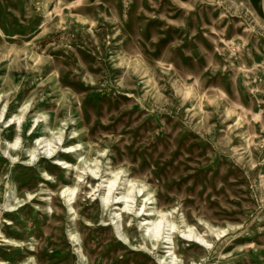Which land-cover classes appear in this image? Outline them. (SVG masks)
Returning <instances> with one entry per match:
<instances>
[{
    "label": "rangeland",
    "instance_id": "1",
    "mask_svg": "<svg viewBox=\"0 0 264 264\" xmlns=\"http://www.w3.org/2000/svg\"><path fill=\"white\" fill-rule=\"evenodd\" d=\"M170 242L264 264V0H0V264H167Z\"/></svg>",
    "mask_w": 264,
    "mask_h": 264
},
{
    "label": "bare ground",
    "instance_id": "2",
    "mask_svg": "<svg viewBox=\"0 0 264 264\" xmlns=\"http://www.w3.org/2000/svg\"><path fill=\"white\" fill-rule=\"evenodd\" d=\"M38 151V150H37ZM32 158V157H31ZM84 159H82L81 161H80V163L83 161ZM59 162H61V160H58ZM64 164H68V162H64ZM77 169H80V167H77ZM86 169V168H85ZM82 170V169H81ZM121 173H123V170H120L119 172L118 171H116V170H113L112 171V174H114V177L113 178H111V179H109L108 181H110V184H109V187H108V189H107V192H108V194L104 197V201H105V206H107L108 204H109V202H110V199H111V196L113 197V195H115V190H116V188L117 187H115L116 186V184L118 183V185H119V182L118 181H121V180H123L122 178H121ZM130 184L132 185L133 184V181H131L130 182ZM118 189V188H117ZM68 190H71V192L72 193H75L76 191H75V188H68V189H64L63 191H62V194H63V196L64 197H66L67 198V201L69 202V201H71V199H72V197H73V194L72 195H67V191ZM113 193V194H112ZM128 193L129 194H127V195H125V196H122L121 198H119V200L117 201V202H115V204H119V203H123V204H125V206H126V208L128 209V210H130L131 208L129 207V200H132L136 205H137V203H138V196L137 195H135V190H133V188H129L128 189ZM117 196V195H116ZM76 199V197H73V200H75ZM120 200H126L125 202H120ZM146 204V203H145ZM144 204V205H145ZM71 209H73V207H71ZM116 216V215H115ZM146 225H148L146 228V230H147V236L148 237H151V236H153V237H158V234H159V228H160V226H159V224L157 223V222H155V224H154V229L153 230H155V232L152 230V234L150 235V233H149V229H150V227H151V225H149V223L148 222H146ZM187 234V233H186ZM189 237H190V233H188L187 234ZM151 240H152V242H153V244L154 245H157L158 244V239H156L155 241L151 238ZM200 240H203V239H201L200 238ZM165 244H173L174 245V247H169V246H166V248H168L169 250H168V253H170L169 254V258H171V262H168L167 264H174V262H176V260H177V256H175V251H173L172 252V249L174 250L175 249V247H176V245H175V243L174 242H170V243H165ZM172 252V253H171Z\"/></svg>",
    "mask_w": 264,
    "mask_h": 264
}]
</instances>
